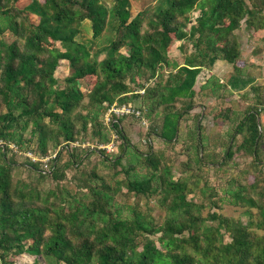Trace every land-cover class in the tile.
<instances>
[{
    "label": "trees",
    "instance_id": "16d2710c",
    "mask_svg": "<svg viewBox=\"0 0 264 264\" xmlns=\"http://www.w3.org/2000/svg\"><path fill=\"white\" fill-rule=\"evenodd\" d=\"M24 1L22 7L17 5ZM166 1L164 8H140L132 16L129 0H0V145L9 149L12 143L43 157L51 154L47 142L53 141L59 147L46 166L28 156L26 163L39 177L60 180L64 176L58 162L61 152L70 151L65 165L74 166L91 152L108 158L107 153L119 143L122 151L112 161L122 171H132L125 182L127 190L136 197L159 193L168 210L160 224L137 202L123 215L112 201L121 186L119 180L114 190L109 185L87 184L81 194L67 195L53 190L40 195L30 187L12 186L11 163L2 149L0 264H17L14 258L22 253L33 257L30 264H264V233L249 230L254 224L264 231L262 168L248 185L256 195L244 192L246 187L233 179L229 181H235L238 188L225 191L232 203L255 208L258 220L243 224L211 212L210 219L217 222L210 224L194 213L196 203L187 199L192 186L179 176L172 178L164 155L152 147L148 153L141 152L128 138L122 122L131 118L141 123L145 113L141 103L133 107L140 115L111 113L109 122L103 121L113 104L129 105L142 99L147 115L154 118L162 106L165 111L158 124L147 125L149 130L143 133L151 146V134L166 143L177 142L182 113L195 105V86L208 98H219L226 89L241 91L252 85L258 91L256 101L262 103L264 93L239 67L241 49L235 30L243 22L245 29L263 41L264 0ZM30 14L38 17L36 23ZM84 22L93 41L106 29L115 34L104 46L106 54L101 59L99 51L92 56L89 47L76 38ZM6 32L13 35L11 41L3 37ZM185 40L192 50L179 62L169 50L175 41ZM62 60L67 61L68 74L60 85L54 72ZM216 62L231 64L232 71L217 75L213 71ZM150 80L156 82L148 87ZM257 114L256 107L246 109L225 145V157L247 150L253 163L264 162L259 158L262 135ZM227 116L223 109L216 112V117ZM199 128L197 124V138L187 140L186 146L195 150V162L224 165L225 159L214 162L204 151ZM236 133L242 139L233 151ZM90 135L93 143L78 142ZM109 143L111 150L100 146ZM124 157L129 159L126 168ZM140 165L149 172L137 173ZM221 228L229 235L226 242ZM157 233L159 247L149 239Z\"/></svg>",
    "mask_w": 264,
    "mask_h": 264
},
{
    "label": "rangeland",
    "instance_id": "374dc122",
    "mask_svg": "<svg viewBox=\"0 0 264 264\" xmlns=\"http://www.w3.org/2000/svg\"><path fill=\"white\" fill-rule=\"evenodd\" d=\"M129 2V10L132 16L135 15L140 8H150V10H153L155 8H164L167 4L166 0H129ZM23 4H26V2L24 1L18 3L17 5L22 7ZM29 17L31 21L35 23L38 20V17L33 14H30ZM235 34L238 36L241 49L239 67L244 73V76L245 74H248V76L253 78V85L256 87L258 86L260 90L259 92L264 93V39L262 41L257 37L258 35L254 34V32H250V30L245 29L243 22H241L240 27L235 30ZM114 36L115 34L113 31L106 29L105 33L101 35V37L93 41L91 39L89 25L87 22H84L79 33L76 35V38L77 40L84 42L89 47V51L92 56L99 51L97 58L101 59L106 54L103 50L104 46L110 41L109 38ZM3 37L7 41H11L13 35L6 32ZM120 50L125 52V48H121ZM191 50V44L186 42V40L175 41L169 50V54L172 58L182 62L184 55L188 54ZM213 71L220 76L224 72H231L232 67L231 64L228 63L216 62L213 67ZM67 74V61L62 60L54 72V75L58 79V83L60 85L63 83L64 76ZM154 82H156V80H150L146 82V86H153ZM251 86L252 85H248L241 91H231L226 89L225 94L219 98L214 96L208 98L206 93L202 94L201 91H197L198 87L195 86V105L187 113H182V117L179 121L180 130L178 140L175 143L163 142L159 139V137L152 134L150 136L151 146L147 143V141H145L146 137L143 133L148 131L152 125L158 124L160 116L165 111L162 106L158 107V115L154 118L153 116L147 115L144 100L142 102V99L138 98L135 102H130L129 105L134 108L137 107V103H141V105H143L142 110H144L145 113L141 114L139 111V115L141 114V119L144 122L140 123L138 120L131 118L124 119L122 122L131 143L136 145L141 152H150V147H152V150L156 153L161 152L170 164L169 167L172 178L176 179L179 176L182 180L187 181L192 186L193 190L187 195V199H191L194 203H196V207L193 210L194 213L202 218H206V222L210 224L215 225L217 222L210 219L209 215L211 212H217L224 217L239 220L243 224H247L250 220L256 222L259 218L255 208H252L244 203H232L231 195L225 193V191L231 190V187L236 188V182H240L242 186L246 187L244 192H250L252 193V196L256 195L254 193L255 189L249 188L248 185L253 182L255 175L259 172V168H262L264 171V162L261 161L257 164L253 163V156L250 155L247 150L244 152L237 150L234 151L237 143H239L242 139L241 133H236L235 139L232 141L234 151L233 155L228 158L225 157L224 153L225 145L233 133L235 125L243 118L246 109L256 107L258 111L256 121L260 125V132L262 135V146L259 151V158L264 159V96L263 98H260L263 104L258 103L255 97L258 91L252 89ZM143 92L144 88H141L140 93ZM216 93L218 95V91ZM225 108H228L229 110L225 111ZM220 109H223L224 115L226 114L228 116L216 117V112ZM103 121H107L105 115L103 116ZM197 124L200 126L199 134L202 138L201 142L205 148L204 151L208 153L209 156H213L214 162H219L221 159H225L226 161H223L224 165L221 163L218 165H211L206 162L198 164L195 162V150L193 148L189 149L186 146L189 145L187 140L190 141L191 138H197ZM147 125H151L148 130H146ZM24 136L27 138L29 133H24ZM87 141L89 143H93L91 135L78 140L79 143L82 142L85 144H87ZM2 145H0V151L4 149L6 160L11 163L12 186L16 185L22 189L30 187L40 195L47 194L49 190L57 191L58 195L59 193H66L67 195L74 193L81 194L86 191L85 188H87V184L97 187L109 185V188L114 190L117 189L114 182L115 180H119L121 182V186L114 193V200L112 199V201L115 202L116 206L119 210H121L123 215L127 214L129 206L131 204H135L136 202L139 204L140 208L150 212L157 224H160L168 215L165 203L162 204L159 200L161 197L159 193L153 194L148 198L144 196L136 197V195H133L132 192L127 190L125 182L128 175L130 178L133 176L131 175L132 171L129 170V173H126L120 169L121 165L112 161L114 155L122 151V147H120L119 143L116 144L113 151L107 153V157L109 159L104 158L105 155L103 157L102 154L91 152L88 153L86 157L82 158V163L78 162L77 165L74 166H68V164L65 165V162L69 159L70 151L65 150L61 152L59 154L60 156L58 162L61 164L59 169L61 171L63 170L64 176L60 180L52 179L49 175H45L41 178L35 170L29 168L26 163V156L29 154H27L24 147L21 146L22 148L20 149L11 143L9 145L12 149L9 148V150L4 148ZM32 146H37L35 139H33ZM57 147L53 146V141L49 140L47 142V148L50 149L49 153H51V155L55 153ZM75 149L78 151L82 150L78 147ZM78 151L75 153L76 156H79ZM122 165H124L123 167L125 168L129 165L128 157H124L122 159ZM181 168L184 170L182 173L180 171ZM136 169V172L139 174L149 172L148 168L141 165ZM89 171H91L94 176H90L88 173ZM230 179H233L236 182H231L229 181ZM86 180H88V182H86ZM262 185H264V183ZM39 200L42 201V199ZM249 230L255 232L256 234L264 233V231L257 228L254 224H251ZM221 231L223 233V241H228L229 235L225 233L223 228H221ZM183 233L186 235L185 231ZM157 236H159V233L150 235L149 239L153 240L159 247V243L156 240ZM14 260L17 264H30L33 257L29 254L22 253L17 255ZM40 264L43 263L41 262Z\"/></svg>",
    "mask_w": 264,
    "mask_h": 264
},
{
    "label": "built area",
    "instance_id": "2783aa9c",
    "mask_svg": "<svg viewBox=\"0 0 264 264\" xmlns=\"http://www.w3.org/2000/svg\"><path fill=\"white\" fill-rule=\"evenodd\" d=\"M111 113H114V114H125V113H134L135 115H138L139 114V111H136L134 110V108L131 106V105H117V104H113L109 107L108 109V113H106V120L109 121L110 119V114ZM142 122H144L142 120ZM101 147H106L107 150H111L112 148V143H109L108 145H100ZM27 155L31 160L35 161L37 159H40L43 163H44V166L47 165V162L48 160H50L51 158H53L55 156V153L54 154H49V155H46V156H43L41 158H38L36 156H34L32 153L30 152H27Z\"/></svg>",
    "mask_w": 264,
    "mask_h": 264
}]
</instances>
